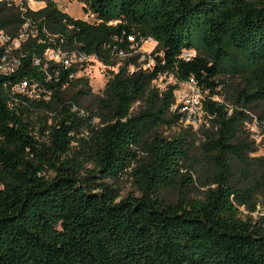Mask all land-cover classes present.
<instances>
[{"label":"trees","instance_id":"1","mask_svg":"<svg viewBox=\"0 0 264 264\" xmlns=\"http://www.w3.org/2000/svg\"><path fill=\"white\" fill-rule=\"evenodd\" d=\"M41 1L0 0V29L29 31L0 73V264H264V218L242 209L264 208V154L246 129L251 112L264 121V0H79L94 21ZM149 37L141 60L133 45ZM58 46L110 67L86 115L74 106L88 78L46 58ZM162 74L176 82L161 88ZM192 77L211 122L198 145L193 126L158 130L181 125L175 91ZM23 79L41 96L14 91ZM198 161L213 173L201 196ZM125 174L137 195L107 181Z\"/></svg>","mask_w":264,"mask_h":264},{"label":"rangeland","instance_id":"2","mask_svg":"<svg viewBox=\"0 0 264 264\" xmlns=\"http://www.w3.org/2000/svg\"><path fill=\"white\" fill-rule=\"evenodd\" d=\"M15 4H24L30 8L38 9L42 7L44 4L40 0H8ZM60 7L68 11L70 14H72L75 17L80 18H88L90 16H87L86 11L84 10V5L79 0H57ZM91 18V17H90ZM93 19V17L91 18ZM134 53L140 54L142 59L145 58L149 53H151L155 47L156 44L145 41L141 45L135 44L133 46ZM87 61V64L85 63V67L80 68L78 72V76H84L88 78L89 81V87L91 88L92 94H86L85 96H82L80 98L81 107L86 109V105H92L93 100L96 95L101 94L103 92V89L110 77V67L103 63L102 61L98 60L97 58H91ZM176 78L172 74H162L158 80H156V83L161 88H166L168 84L175 83ZM186 82H181L179 84V87L176 89L175 94L177 97V94L179 90L185 89ZM78 89H73V92ZM253 120L249 122L246 126V129L248 131V135L250 140L253 141L254 145L258 147V150L253 153L255 155L264 154V121H262L259 118V109L251 112ZM38 114L34 115V120L36 121V129L34 132H38V127L40 125V122L38 121ZM51 122V119H50ZM211 125L210 120L205 116L203 118V121L198 125L193 127L190 130V136L192 138L191 145H198L203 139H205L204 130L209 128ZM184 128L183 125H176L173 128L170 127H161L159 128V132H161L166 137H172L173 135H177L180 130ZM196 156V155H195ZM91 166V165H90ZM197 171H192L191 174L193 178L195 179L196 187L192 195L201 196L202 192L207 189V186H203L202 182L210 179L213 176L211 167L207 164H201L200 161H198V164H196ZM107 181L109 183L120 186L122 197H125L129 194H138V191L133 183V178L129 174H125L124 176H121L120 178H108ZM162 193L166 199L169 201H176L177 199V192L174 189H163ZM242 209L244 210L245 216H252V220L254 223L259 224L262 222L264 218V208L261 204H258L256 210H251L250 208L243 206Z\"/></svg>","mask_w":264,"mask_h":264},{"label":"built area","instance_id":"3","mask_svg":"<svg viewBox=\"0 0 264 264\" xmlns=\"http://www.w3.org/2000/svg\"><path fill=\"white\" fill-rule=\"evenodd\" d=\"M15 5V4H9ZM21 9H25L26 4H16ZM27 6V5H26ZM86 20L94 21L95 15L91 11H86ZM85 19V18H83ZM35 35V33H34ZM29 36L28 23H24L23 26L15 33H10L4 29H0V73H11L16 70L20 64V56L17 50L21 47V44ZM134 39V37H130ZM149 41L157 45V40L153 37L145 39L143 42ZM143 44V43H142ZM134 46V45H133ZM119 54L121 57H125L127 52L120 50ZM46 58L49 60L62 61L66 65L76 64L80 68L85 67V61L94 56L86 55L83 52L72 51L58 46L56 48L48 47L45 51ZM144 59V58H143ZM142 60V57H141ZM36 63H40V58L35 59ZM87 64V61H86ZM153 64V60L145 63L144 66H150ZM79 72V71H78ZM78 74V73H77ZM14 91L22 94H27L29 97H39L41 94L37 90V84H31L28 79H23L15 87ZM49 94L45 95V98H49ZM177 103L175 107H179L182 112L181 125L184 127L198 126L203 118L206 116V110L204 107L206 92L199 86L195 78H191L186 82L185 89L179 90L177 94ZM74 109L79 110L80 114L86 115V109L74 106Z\"/></svg>","mask_w":264,"mask_h":264},{"label":"crops","instance_id":"4","mask_svg":"<svg viewBox=\"0 0 264 264\" xmlns=\"http://www.w3.org/2000/svg\"><path fill=\"white\" fill-rule=\"evenodd\" d=\"M40 1H41V0H40ZM41 2L45 5V1H41ZM44 5H43V6H44ZM59 6H60V5H59ZM62 9H63V8H62ZM63 10H65V9H63ZM65 11H66V10H65ZM67 12H68V11H67Z\"/></svg>","mask_w":264,"mask_h":264}]
</instances>
